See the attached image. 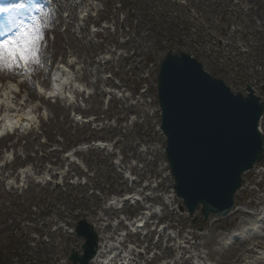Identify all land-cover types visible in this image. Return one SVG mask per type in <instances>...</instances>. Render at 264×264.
<instances>
[{
	"label": "rangeland",
	"instance_id": "obj_1",
	"mask_svg": "<svg viewBox=\"0 0 264 264\" xmlns=\"http://www.w3.org/2000/svg\"><path fill=\"white\" fill-rule=\"evenodd\" d=\"M179 1L186 5L177 3V0H87L78 4V17L71 26L72 34L63 35L57 49L52 47L57 36L50 29V23L43 20V24L48 25L46 39L50 44L45 70L47 84L41 82L43 76L33 77L23 72L20 75L10 72L0 78L2 83L7 79L28 80L35 93L48 91L62 53L68 61L76 63L67 67L70 72L68 82L74 81L81 68L90 72V84L80 82V95L72 93L70 101L50 98L46 104L39 97L30 99L41 107L35 120L38 137L22 138L15 147L11 144L17 140L12 138L5 141L7 147H0V172L2 177L5 174V181L0 184V248H7L15 241L18 249L17 256L9 264H63L65 260L71 264L68 260L71 251H81L83 243L72 234L77 222L84 218L95 223L98 216H103L102 209L108 201L127 190H135L136 184L132 179L138 183L151 179L154 188L158 184L159 199L171 194L173 180L166 175L165 142L157 129L160 113L156 74L160 56L165 51L162 43L174 42L177 28L183 26L186 40L183 43L180 38L179 42L196 58L198 52L195 47L201 51L215 48L221 53L228 47L232 49L234 45L225 46L223 34L235 37L231 27L240 24L245 27L237 13L247 6L245 0L238 5V0ZM68 15L66 11L62 13L66 21H69ZM53 20L58 24L56 15ZM93 23L105 27L98 30ZM65 28L66 24L60 25V31ZM69 39L78 41L79 45L71 48L67 44ZM217 40L220 42L214 44ZM137 43H140L141 51H138ZM79 59L85 63L79 64ZM218 62L216 60L215 64ZM247 62V59L240 58L225 60L222 61L223 70L235 83L243 82L250 77L245 70ZM206 66L208 70L216 71L207 62ZM21 92V102H24L29 98L28 89L22 87ZM57 101H60L62 109L53 113L48 105H55ZM63 115L76 122L80 116L89 122L81 120L70 126L63 121ZM58 121H63V125ZM60 128L68 132L62 134L58 130ZM98 139L105 143L104 147L89 146ZM82 145L87 148L77 150ZM112 166L123 178H129H125L126 184L122 185L118 180L108 182ZM256 167L243 175L247 187L235 196L239 206L254 200L264 188V176L258 174L259 169L264 168V161ZM24 168L28 172L23 175L21 170ZM154 203L162 206L160 202ZM140 208L132 205L129 212L123 214L129 217L136 211L139 216ZM111 212L114 213L113 219L122 213ZM210 218L204 221L199 211L189 216L178 209H168L165 217L184 238L192 239L194 236L192 244L195 247L188 249L190 252L196 251L202 243L199 237L213 232L205 247L206 252L211 253V260L218 264H240L238 248L224 254L220 239L224 230L240 225L241 216L229 222L213 215ZM213 223L215 227L212 229ZM145 239L140 236L139 244L146 246ZM151 242L157 243L154 238ZM162 242L157 243L160 248L164 247ZM179 245L190 248L183 241H179ZM170 254L152 264H162L161 261L169 259ZM180 255V251L176 253V257ZM4 263L0 260V264Z\"/></svg>",
	"mask_w": 264,
	"mask_h": 264
},
{
	"label": "water",
	"instance_id": "obj_2",
	"mask_svg": "<svg viewBox=\"0 0 264 264\" xmlns=\"http://www.w3.org/2000/svg\"><path fill=\"white\" fill-rule=\"evenodd\" d=\"M161 129L167 137V159L178 197L190 214L204 219L226 216L242 175L264 159V135L258 129L264 102L250 91L233 94L222 80L206 73L185 53H168L158 74ZM183 210V207H180ZM84 253L73 250V264H89L98 235L85 220L77 225Z\"/></svg>",
	"mask_w": 264,
	"mask_h": 264
},
{
	"label": "bare ground",
	"instance_id": "obj_3",
	"mask_svg": "<svg viewBox=\"0 0 264 264\" xmlns=\"http://www.w3.org/2000/svg\"><path fill=\"white\" fill-rule=\"evenodd\" d=\"M81 2V4L87 2V0H60L56 6L57 9L53 12L51 10V7H48L46 11L43 13L44 18L47 20V22L50 23V29L56 34L57 36V41L54 43L52 46L53 48L57 49L59 42L63 35H71V26L74 24L73 22L77 20L78 17V4ZM64 11L69 12V21H66L62 13ZM45 13L47 14L45 16ZM54 13L56 15V20L58 21V24L55 23V19L53 20ZM87 18V17H86ZM41 24H43L42 18L39 20ZM66 24L65 30L62 32L60 31V25ZM44 32V40L41 43V50H42V56H41V65L36 66L33 65L35 71L32 72L34 76L37 77H44V79L41 81L44 84L47 83V77L45 73L46 65H47V56H48V51H49V42L46 39V33L47 29L43 28L42 29ZM80 41V40H79ZM71 48H73L75 45H79V42H72L71 39H69V42L67 43ZM139 44V43H137ZM61 62L60 64L65 63L67 66L70 65V62L67 61V58H65L64 54H61ZM53 55H50V57ZM81 61V62H80ZM95 61V60H94ZM93 61V62H94ZM79 64L80 63H85L83 60L79 59ZM76 64V63H75ZM73 65V64H71ZM79 73L75 76V80L73 83H67V75L69 72L67 71V67L63 66L61 68V65L58 66L55 79L53 80V83H51L50 87V92L51 96L55 95L54 93H57L58 95H63L64 98H68L67 94H71L72 92L77 93L78 95L80 92H78V88L76 87V82L80 81H85L90 84L89 82V77H90V72L86 68H81ZM10 72H0V78L6 77ZM16 83V84H15ZM30 82L29 81H16V80H11L6 83L0 84V103L3 107L8 106L9 107V114H7L3 119L0 121V132H5L7 131V136L6 137H1L0 139V145H5L4 141L7 138H17L15 142L12 143L11 147H15L19 145L21 142V139H36L37 133H36V122L35 121V114L40 113V106L37 104H34L32 99L33 97L37 96L40 99L44 101V103H48L47 98H51V96H47V93L42 94H34L33 91L29 88ZM25 87L28 89V96L30 99L25 100L24 102H21L22 100V95L18 91L19 88ZM60 97V99L63 98ZM59 99V98H58ZM59 99V100H60ZM51 110L54 112L60 111L62 109L60 101H57L55 105H48ZM5 112L7 111L6 109L4 110ZM62 114V113H61ZM63 121H66V124H69L72 126V123L74 122L73 119H70L68 115H63ZM63 121H58L60 125H63ZM75 123V122H74ZM27 125L26 128L24 126ZM11 129H15V133L10 135L9 132ZM17 129V130H16ZM21 129H26L28 131L26 135H21L18 133L19 130ZM60 133L68 132V130H65L63 128L58 129ZM6 146V145H5ZM3 147V146H0ZM0 153H2L0 149ZM1 167V166H0ZM26 173V171L22 172ZM259 175H264V168H261L258 171ZM118 180L120 184H124V178L120 173H117L115 171V168L112 166L110 170V175L108 177V182L113 183L114 181ZM13 186V185H12ZM254 190V188H252ZM155 194V192H153ZM155 197V196H154ZM151 198V196L146 197ZM173 196H168L167 200L169 203H171L172 207L174 210H176L177 206L176 203L173 201ZM255 203H257V207L259 206L260 203H264V194H259L255 196ZM118 202V201H117ZM254 201H250L246 204H243L242 206L237 205L233 211L225 218L227 222L234 220L235 217L241 216L243 217L244 221L246 219H250L249 223H246L240 228L234 229L233 231L226 232L222 238V247L221 251L224 254H227L228 252L232 251L234 248H238V252L240 253L239 256V263L242 264H264V208L258 213H251V211L247 210ZM128 201L123 202V211L129 212L128 208ZM113 206H110L108 208H104L103 210V216L97 218V222L93 223L97 233L99 234L100 237V243H99V248H100V253L97 259L95 260V263L98 264H106L109 262V264H116L118 261H123L121 262L124 264L125 262H129L130 264H142V261H146V263H149L151 261H148L145 257H140L139 255L134 254V252H129L127 249H124L125 247L122 241L115 240L114 234L117 231V227L113 226L111 223H107L108 219L111 218L112 213L109 211V209H112ZM104 217H107V219H104ZM100 221H104L102 224H99ZM142 219L137 221L135 224H133V228H135L136 224L140 223ZM99 225V226H98ZM215 227V223L212 224V229ZM213 232H211L209 235H205L203 237H199V240H202L203 245L207 247V243L209 240V237H212ZM211 235V236H210ZM252 236H256L255 238V243L252 244L251 247H247L246 244H248V239L251 238ZM130 240H132L129 237ZM167 240L171 243L169 246H166L161 250V253H166L168 251H177L181 250V248H178L176 244V240L174 237H168ZM188 244H190L189 241H187ZM227 247V248H226ZM150 250V247H148ZM227 252H226V251ZM103 253L108 254L107 256L103 255ZM189 251L184 248L182 252V256L179 259H172L171 262L168 264H189L191 260V256L193 255H188ZM260 254H263L260 255ZM104 256V261H98L101 256ZM211 253L207 254L205 252L204 248H197L195 256L193 255L192 258L196 259L195 264H210L209 260ZM259 256V258H258ZM107 257V258H106ZM133 257V259L131 258ZM139 260L140 262L136 261ZM257 257V258H256ZM155 259H158L157 255L154 256ZM153 260V259H152ZM259 261V262H258ZM208 262V263H207ZM63 264H68V261L65 260L63 261Z\"/></svg>",
	"mask_w": 264,
	"mask_h": 264
},
{
	"label": "snow or ice",
	"instance_id": "obj_4",
	"mask_svg": "<svg viewBox=\"0 0 264 264\" xmlns=\"http://www.w3.org/2000/svg\"><path fill=\"white\" fill-rule=\"evenodd\" d=\"M7 11L9 9L0 8V12ZM46 27H48L46 23L41 24L37 20L34 28L21 27L14 35L0 39V72H11L16 75L22 72L30 75L34 72L33 65H41V43L44 40L42 29Z\"/></svg>",
	"mask_w": 264,
	"mask_h": 264
},
{
	"label": "trees",
	"instance_id": "obj_5",
	"mask_svg": "<svg viewBox=\"0 0 264 264\" xmlns=\"http://www.w3.org/2000/svg\"><path fill=\"white\" fill-rule=\"evenodd\" d=\"M2 256L6 257V258H11L14 250L12 248H5L4 250L0 251Z\"/></svg>",
	"mask_w": 264,
	"mask_h": 264
}]
</instances>
